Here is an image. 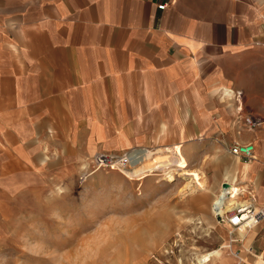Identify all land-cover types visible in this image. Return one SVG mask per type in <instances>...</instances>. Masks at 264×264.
<instances>
[{
    "label": "crops",
    "instance_id": "0c3cea01",
    "mask_svg": "<svg viewBox=\"0 0 264 264\" xmlns=\"http://www.w3.org/2000/svg\"><path fill=\"white\" fill-rule=\"evenodd\" d=\"M129 149L217 155L212 197L264 204V0H0V198ZM232 232L264 264V219Z\"/></svg>",
    "mask_w": 264,
    "mask_h": 264
},
{
    "label": "rangeland",
    "instance_id": "374dc122",
    "mask_svg": "<svg viewBox=\"0 0 264 264\" xmlns=\"http://www.w3.org/2000/svg\"><path fill=\"white\" fill-rule=\"evenodd\" d=\"M170 150L145 158L136 152L138 162L127 170H94L88 163L48 183L1 194L0 264H218L214 256L233 264L231 252L240 250L232 243L236 235L211 208L215 165L224 159L214 155L194 167ZM167 159L183 169L131 174ZM170 168L187 172H174L169 181L163 171ZM255 239L264 244V234ZM242 260L236 261L249 262Z\"/></svg>",
    "mask_w": 264,
    "mask_h": 264
},
{
    "label": "built area",
    "instance_id": "2783aa9c",
    "mask_svg": "<svg viewBox=\"0 0 264 264\" xmlns=\"http://www.w3.org/2000/svg\"><path fill=\"white\" fill-rule=\"evenodd\" d=\"M164 6L165 3H159L156 5V8L163 9ZM224 94L227 97H233L237 101L236 113L241 116L242 108L239 102L241 91L225 90ZM242 121L247 126L253 124L252 117L249 114L242 115ZM139 150L143 149H129L119 153L97 152L90 158L89 165L94 170H127L138 162V154L136 152ZM228 152L240 160H248L253 157V145L251 143H233L229 146ZM83 175L85 176L86 173H83ZM212 214L216 221L224 222L230 228L231 232L238 228L249 229L264 219V204L253 207L251 201H246L230 207V209L224 211L223 215L216 211Z\"/></svg>",
    "mask_w": 264,
    "mask_h": 264
},
{
    "label": "bare ground",
    "instance_id": "6f19581e",
    "mask_svg": "<svg viewBox=\"0 0 264 264\" xmlns=\"http://www.w3.org/2000/svg\"><path fill=\"white\" fill-rule=\"evenodd\" d=\"M174 165L175 166L178 165V163L175 159H167V160L162 161V162L158 161V162H153V163H147V164L142 165L138 170H136L137 172L135 171V172H132L131 174L133 176H135V175H138V174L143 173V172H153L154 170H160V168H162V166H163L162 169H164L165 166H167V167L173 166L174 167ZM178 166H179V169H183L181 167V165H178ZM131 168H132V166H131ZM172 168H170L168 171L167 170L163 171L164 177L167 178V180H169V181L175 180L174 179L175 176L173 175L174 172L178 173V177L185 175L187 172L185 170H182L181 172H177V170L172 169ZM127 173H129V171H127ZM227 186H228V184H227ZM229 187H231V184ZM237 191H238L237 186H232V188L221 187L220 190H218V192L216 193L215 197L212 200L213 203L211 205V208L213 209V212L216 211V212L220 213L221 215H223L224 211L230 209V207L242 203L243 201L238 199L239 196L237 197ZM226 193H228V194H226ZM246 233L247 232L239 233V237L241 239L244 238ZM229 237L230 236H228V238ZM246 240L247 239H245L244 241H246ZM231 253H232L233 257H235L237 259L238 262L243 261L241 255H238L237 252L233 251ZM214 260H218V264H226V258H223V257L218 258L217 256H214ZM237 261L234 264H238Z\"/></svg>",
    "mask_w": 264,
    "mask_h": 264
},
{
    "label": "water",
    "instance_id": "95a60500",
    "mask_svg": "<svg viewBox=\"0 0 264 264\" xmlns=\"http://www.w3.org/2000/svg\"><path fill=\"white\" fill-rule=\"evenodd\" d=\"M221 186H222L223 188H225V187H227V183H226V182H223V183L221 184Z\"/></svg>",
    "mask_w": 264,
    "mask_h": 264
}]
</instances>
